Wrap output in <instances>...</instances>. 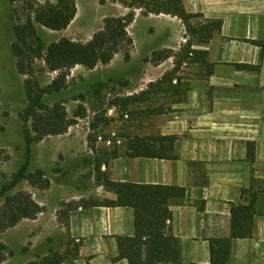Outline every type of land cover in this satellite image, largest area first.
I'll list each match as a JSON object with an SVG mask.
<instances>
[{"label": "crops", "instance_id": "crops-1", "mask_svg": "<svg viewBox=\"0 0 264 264\" xmlns=\"http://www.w3.org/2000/svg\"><path fill=\"white\" fill-rule=\"evenodd\" d=\"M182 1L187 12L203 14V21L221 20L222 29L192 46L207 52L206 61L184 62L180 84L178 78L170 84L163 80L174 68L173 58L158 66L149 63L146 76L123 83L135 120L117 141L119 148H127L135 136H171L175 158L120 155L109 158L101 171L118 182L186 189L183 197L171 200L167 222L180 242V264H209L211 240L231 235L232 205L254 199L253 235L233 239L229 264H264V48L253 43L264 39V0ZM142 17L155 22V33L144 41L149 55L182 49L180 18ZM140 18L137 13L135 22ZM184 70L193 72V78ZM94 195L117 199L101 184ZM54 219L48 225L54 239L47 253L66 252L64 264H130L117 257L121 239L136 233L133 208L80 206L69 212L68 226Z\"/></svg>", "mask_w": 264, "mask_h": 264}, {"label": "rangeland", "instance_id": "rangeland-1", "mask_svg": "<svg viewBox=\"0 0 264 264\" xmlns=\"http://www.w3.org/2000/svg\"><path fill=\"white\" fill-rule=\"evenodd\" d=\"M48 1L57 2L0 0V191L27 161L26 126L22 119L28 106L25 90L27 76L21 74L17 67L13 49L16 41L14 28L27 20L32 7L36 8ZM77 2L78 14L68 28L57 31L37 25L47 46L62 38L86 43L103 28L106 18L124 16L131 11L122 0ZM137 13L141 18L128 27L133 38L129 59L125 51H121L111 63L100 64L95 69L79 65L71 71L66 89L46 95V104L53 106L62 103L69 117L77 123L65 134L48 136L33 144L29 173L36 174L37 170H42L50 186L42 188L24 180L9 194H29L44 207V211L36 219L26 218L15 227L0 230V244L9 247L7 259L1 264H29L39 256L49 254L47 245L48 242L52 244L54 238L49 236L48 225L54 222L55 217L65 225L69 212L76 210L77 202L91 198L105 199L94 195L99 184L98 175L102 173L96 170V159L102 150H107L108 155H111L112 150L119 148L117 141L121 138V131L132 127L135 120L130 110L131 102L127 99L128 90L123 83L146 76L149 63L158 66L168 60L157 64L152 60L153 53H147L144 41L155 33V22L143 18L146 14L142 9H136ZM201 22L204 21L200 18L192 23L195 26ZM182 34L185 37L183 46L189 40H197L188 32L185 24ZM195 44L199 43L196 41ZM171 58L175 66V58ZM184 71L188 78H193V72ZM36 75L42 86H48L57 73L49 71L45 62L37 59ZM137 100L138 104L142 103V93ZM119 149L123 154L126 147ZM108 155L104 158H108ZM82 194L88 196L76 197ZM4 203L5 198L0 197V209ZM36 239L42 241L36 243ZM56 240L60 242L62 235Z\"/></svg>", "mask_w": 264, "mask_h": 264}, {"label": "trees", "instance_id": "trees-1", "mask_svg": "<svg viewBox=\"0 0 264 264\" xmlns=\"http://www.w3.org/2000/svg\"><path fill=\"white\" fill-rule=\"evenodd\" d=\"M122 1L131 11L124 16L106 18L103 28L86 43L62 38L47 46L37 27L39 24L57 31L68 28L78 14L77 0H57L56 3L48 1L39 4L36 8L32 7L23 24L15 26L14 55L19 72L27 76L25 90L28 106L22 115L26 126L27 161L0 191V197L5 198V203L0 209L1 231L15 227L23 219H36L44 211V207L34 201L29 194L19 193L15 196L9 194L24 180L42 188L50 186L42 170H37L36 174L29 173L33 144L48 136L65 134L72 125L77 123L69 117L62 103L58 102L53 106L46 104V95L66 89L71 71L79 65L92 70L100 64L111 63L116 54L121 51H125V56L129 59V48L133 45V38L129 34L128 27L136 19V9H142L146 15L168 14L180 18L199 44L208 42L215 32L222 29L221 20L207 19L194 26L193 20L202 18L203 14L187 12L182 0ZM195 42L189 40L177 53L173 50L153 53L152 60L157 64L171 57L175 58L174 68L163 77L165 82L170 84L178 78V84H180L178 74L184 62L206 61L207 52L193 49ZM253 43L264 48V39L253 41ZM37 59L43 60L49 71L57 73L48 86H42L36 75ZM152 142H160L162 145L157 147ZM173 142L174 138L171 136L152 138L135 136L129 140V145L123 154L120 153L119 148L112 150L111 155H108L107 150H102L96 159V170L99 172L104 163L108 165L109 158H116L120 155L174 159ZM105 155H108V158H104ZM249 156H253L251 149ZM97 180L106 190L115 192L117 199L82 200L76 203V209L80 206L84 208L105 206L130 207L135 211L136 233L132 237L121 239L120 254L117 260L126 258L130 264H180V242L169 232L167 222L172 217L171 200L183 197L186 189L175 186L118 182L112 180L107 171L99 173ZM231 213V235L228 238L211 240L209 264H229L233 239L250 238L253 235L255 200L251 199L248 204H233ZM68 219L69 216L65 221L66 226H68ZM8 253L9 247L0 244V264L7 259ZM66 258V252L52 250L49 254L39 256L36 261L29 264H64Z\"/></svg>", "mask_w": 264, "mask_h": 264}, {"label": "built area", "instance_id": "built-area-1", "mask_svg": "<svg viewBox=\"0 0 264 264\" xmlns=\"http://www.w3.org/2000/svg\"><path fill=\"white\" fill-rule=\"evenodd\" d=\"M78 242H80V240H78Z\"/></svg>", "mask_w": 264, "mask_h": 264}]
</instances>
